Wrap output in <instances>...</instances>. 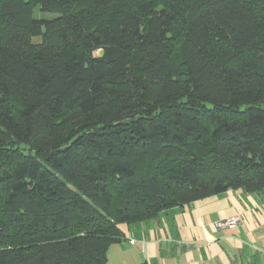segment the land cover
Here are the masks:
<instances>
[{
  "label": "trees",
  "instance_id": "trees-1",
  "mask_svg": "<svg viewBox=\"0 0 264 264\" xmlns=\"http://www.w3.org/2000/svg\"><path fill=\"white\" fill-rule=\"evenodd\" d=\"M235 188L264 193V0H0V264H107Z\"/></svg>",
  "mask_w": 264,
  "mask_h": 264
},
{
  "label": "crops",
  "instance_id": "crops-1",
  "mask_svg": "<svg viewBox=\"0 0 264 264\" xmlns=\"http://www.w3.org/2000/svg\"><path fill=\"white\" fill-rule=\"evenodd\" d=\"M236 216V226H217ZM120 228L124 237L110 245L107 264H264L261 192L229 189Z\"/></svg>",
  "mask_w": 264,
  "mask_h": 264
},
{
  "label": "built area",
  "instance_id": "built-area-1",
  "mask_svg": "<svg viewBox=\"0 0 264 264\" xmlns=\"http://www.w3.org/2000/svg\"><path fill=\"white\" fill-rule=\"evenodd\" d=\"M239 222H240V217L236 216V217H232L230 219H227L226 221L219 222L217 224V226L218 227H221V226H236ZM130 242L135 243L136 240L130 239Z\"/></svg>",
  "mask_w": 264,
  "mask_h": 264
},
{
  "label": "rangeland",
  "instance_id": "rangeland-1",
  "mask_svg": "<svg viewBox=\"0 0 264 264\" xmlns=\"http://www.w3.org/2000/svg\"><path fill=\"white\" fill-rule=\"evenodd\" d=\"M35 16L36 17H48V18H51V17H53V14L52 13H49V12H42V11H40L39 9H37V10H35ZM36 41H39V39H41L40 37H38V36H36L35 38H34ZM95 54H100V51H96L95 52ZM138 223V222H137ZM122 224V223H121ZM126 224H128V223H126ZM130 224H135V223H130ZM124 237V236H123ZM132 239H134V238H132ZM134 240H136V239H134ZM130 243H132V242H130ZM132 244H134V243H132Z\"/></svg>",
  "mask_w": 264,
  "mask_h": 264
}]
</instances>
